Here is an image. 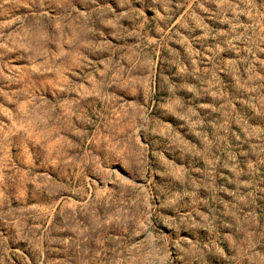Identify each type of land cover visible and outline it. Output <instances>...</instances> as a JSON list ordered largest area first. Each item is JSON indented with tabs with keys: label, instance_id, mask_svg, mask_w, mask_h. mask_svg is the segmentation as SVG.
<instances>
[{
	"label": "rangeland",
	"instance_id": "1",
	"mask_svg": "<svg viewBox=\"0 0 264 264\" xmlns=\"http://www.w3.org/2000/svg\"><path fill=\"white\" fill-rule=\"evenodd\" d=\"M0 264H264V0H0Z\"/></svg>",
	"mask_w": 264,
	"mask_h": 264
}]
</instances>
